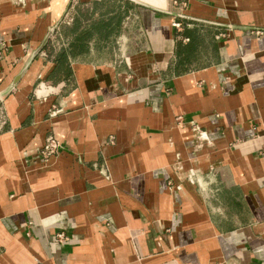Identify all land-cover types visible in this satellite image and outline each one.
Returning a JSON list of instances; mask_svg holds the SVG:
<instances>
[{
	"label": "crops",
	"instance_id": "crops-1",
	"mask_svg": "<svg viewBox=\"0 0 264 264\" xmlns=\"http://www.w3.org/2000/svg\"><path fill=\"white\" fill-rule=\"evenodd\" d=\"M102 1L0 0V264H264V0H129L57 66Z\"/></svg>",
	"mask_w": 264,
	"mask_h": 264
},
{
	"label": "rangeland",
	"instance_id": "rangeland-1",
	"mask_svg": "<svg viewBox=\"0 0 264 264\" xmlns=\"http://www.w3.org/2000/svg\"><path fill=\"white\" fill-rule=\"evenodd\" d=\"M121 6V7H120ZM127 8L128 11L135 12L136 8L132 3H130L129 0H103L102 2L98 3L97 5H93L92 7H87L86 5H79L75 6L71 13L68 15V18H66L65 22L59 26V36L56 37V35L53 33L51 40L48 43L49 50L52 53H55L57 48L64 47L68 50L69 47L72 44H76L78 41V36L82 34V32L87 31L86 29L90 28L91 25L95 21H99L104 16H112L113 14L118 13L120 10L124 11ZM122 8V9H120ZM112 12V13H110ZM99 18V19H98ZM97 19V20H96ZM88 22H93L88 23ZM91 30V28H90ZM103 30V29H102ZM99 32H103L97 29H94L90 31L91 37L95 39V41H91L93 44V47L95 49H99L100 51L105 50V52L112 51L114 49H117V44L114 42L115 37L119 33V28L116 27L114 31L112 32V37L110 40H99V43L96 41L101 36ZM128 35H136V26L135 24H129L127 29ZM90 37V38H91ZM58 38V40H56ZM77 38V39H76ZM84 37H82L83 39ZM91 38V39H92ZM72 40L74 42H72ZM87 40V39H84ZM89 40V39H88ZM83 45L82 42H78ZM85 47L76 46L74 49H72L73 53H80ZM76 59H88L86 56H75ZM94 59L101 60L104 59L102 56H96Z\"/></svg>",
	"mask_w": 264,
	"mask_h": 264
},
{
	"label": "trees",
	"instance_id": "trees-1",
	"mask_svg": "<svg viewBox=\"0 0 264 264\" xmlns=\"http://www.w3.org/2000/svg\"><path fill=\"white\" fill-rule=\"evenodd\" d=\"M94 4H96V3H94ZM110 13H112V12H110ZM119 19H120V14L118 12V13L110 16V19H108V21L106 23L101 22L100 20L94 22L90 27L91 30H90V28H88V29H86L87 31L82 32V34L78 36L77 43L72 44L69 47L70 48L69 50L62 48V50H60V52L57 53V56L55 57V62L57 64V66L61 65L62 67L65 68V67H67L66 64H67V61L69 58L76 59L75 57H72V54H74L72 52V49H74V47H76V46L84 47V45H82L78 42H82V40H84V39H87V40L91 39L92 37H91L90 31H92L93 28L100 30V31H103V32H99V34L101 36H99L98 39L96 37V41L98 40L97 41L98 43H99V40H110V38L113 35L112 32L114 31V29L116 27H118ZM187 36L189 37V41H191V39H192L191 36L189 34ZM82 37H84V38L82 39ZM192 47L193 46H192L191 42H189L188 44H182L181 42L177 44V48L175 51L176 52V54H175V56H176V66H175L176 71L183 69L188 63H190V59H191V56L193 54Z\"/></svg>",
	"mask_w": 264,
	"mask_h": 264
},
{
	"label": "built area",
	"instance_id": "built-area-1",
	"mask_svg": "<svg viewBox=\"0 0 264 264\" xmlns=\"http://www.w3.org/2000/svg\"><path fill=\"white\" fill-rule=\"evenodd\" d=\"M172 25L175 27V28H180V23L179 22H172ZM184 41H187L188 39L187 38H183ZM57 146V142L56 140L53 138V137H49L47 139V145L44 146V148L42 149V153H43V156H47V155H50L51 153H53L55 151V148ZM55 237L57 240L59 241H62L65 239V236L62 232H58L55 234Z\"/></svg>",
	"mask_w": 264,
	"mask_h": 264
},
{
	"label": "water",
	"instance_id": "water-1",
	"mask_svg": "<svg viewBox=\"0 0 264 264\" xmlns=\"http://www.w3.org/2000/svg\"><path fill=\"white\" fill-rule=\"evenodd\" d=\"M56 27V26H55ZM55 27H51L46 35V37L44 38L40 48H42L48 41V39L52 36V34L54 33V29Z\"/></svg>",
	"mask_w": 264,
	"mask_h": 264
}]
</instances>
